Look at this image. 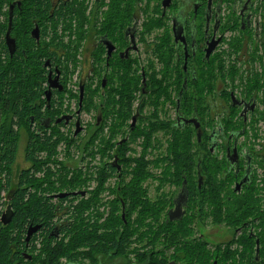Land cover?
<instances>
[{"label": "flooded vegetation", "instance_id": "af4514ba", "mask_svg": "<svg viewBox=\"0 0 264 264\" xmlns=\"http://www.w3.org/2000/svg\"><path fill=\"white\" fill-rule=\"evenodd\" d=\"M26 3H7L3 33L5 69L16 65L20 55L36 91L28 118L22 121L14 112L15 96L8 100L6 116L16 134L14 162L23 150L31 168V139H50L53 146L60 127L73 141L82 133L94 136L100 150L112 146L99 157L103 174L116 178L112 196L122 221L124 195L131 193L134 216L157 212L166 224L184 219L193 237L182 244L199 246L195 264H202L204 242L236 248L234 233L238 236L246 229L254 241L253 261L259 263L256 242L258 251L264 243V150L257 152L255 139L264 123V0H50L46 19L40 17L43 11H33ZM60 6L69 9L67 15L58 12ZM84 113L93 122L88 127L81 121ZM114 119L120 138L112 144L106 124ZM154 123L160 130L145 158L151 162L149 175L143 177L137 161L131 162L140 157L141 140L127 142L131 133L149 130ZM172 133L190 141V153L183 159L167 154ZM125 144L132 150L123 153ZM95 145L91 157L97 156ZM49 148L38 149L34 159L48 155ZM14 162L9 176L0 172L2 181L10 183L2 190L7 205L1 223L11 221L12 197L19 185L23 183L21 190L28 188L22 181L28 169L14 171ZM69 168L75 170L74 163ZM92 170L87 168L88 173ZM211 185L222 198L223 213L232 221L235 214L246 217L233 237L219 244L199 229L204 226L199 214L209 212L204 196L213 191ZM177 204L182 218L170 221L168 215ZM28 249L26 242V253ZM176 249H163L174 256L169 264H186ZM160 250L151 240H139L132 244L131 254L126 256L120 247L111 261L100 259L96 264H149L143 254L152 258Z\"/></svg>", "mask_w": 264, "mask_h": 264}, {"label": "trees", "instance_id": "16d2710c", "mask_svg": "<svg viewBox=\"0 0 264 264\" xmlns=\"http://www.w3.org/2000/svg\"><path fill=\"white\" fill-rule=\"evenodd\" d=\"M9 1L11 0H0V172L7 173V175L10 174V167L14 162L16 154V134L6 116L9 108L8 100L11 96H15L14 112L18 119L22 121L28 118L26 113L30 111L33 98L36 95L35 88L32 86V77L27 76L26 68L28 64L24 62L20 55L16 65L11 64L8 70L4 67L5 47L3 33L5 31V24L1 19L4 18V21L6 19V13H4L3 10ZM26 4L28 8L33 9V11H43L40 16L41 19H46L48 17L50 0H27ZM58 12L65 16L69 12V9L60 6ZM57 14L58 13L55 12L54 15ZM33 59H35V57ZM14 81L19 82V84L16 86ZM155 124L156 123L152 124L149 130H142L139 131L138 134L131 133L129 135V141L127 142L129 144L134 143L136 138L141 140L140 157L139 159L131 160V162L137 161L140 170L139 176L147 177L149 175L147 168L151 162L146 161L145 158L148 155V151L152 148L158 130H160ZM186 138L188 137L172 133L170 140L167 141V154L174 156L176 159H183L185 155L189 154L190 141ZM49 142L50 139L46 140L42 138V140L38 141L32 138L27 152V157H29L28 160L35 162L34 154H36V152H38L37 150H40L41 147L47 149L49 146H52L49 145ZM108 142L109 141H107V143ZM159 145L160 144L157 143L156 147ZM123 146L122 152L125 153L128 151V148L126 144ZM50 149L51 147L49 150ZM111 149L112 146L110 148L105 146L104 149L100 150L99 145L98 151L103 154V152H107ZM156 162L157 160H155V163ZM38 168L37 161L28 169L29 174L23 173L22 181L27 182L25 185H27L28 188L21 190V185L23 183L19 185L12 197L13 213L11 221L7 225H2L0 222V264H69L84 262L85 260L83 259H89L90 264H96L100 259H102V261H111L118 255L120 247L127 252L126 256L131 254L132 244L144 239L153 241L155 249H161L159 252L155 251L154 257L152 258L148 254H143L145 261L149 262V264H166L165 260H167V257L164 256L165 252L163 249L165 246L169 245L176 246L177 249L179 248V259L185 261L186 264H193L195 260L199 261V246L189 243L182 244L183 240L187 239L191 241L193 237L192 231L186 228L184 219L180 222H169L166 224L164 223V216H160L157 212L148 214L146 211H143L134 216L132 215L134 196L131 193H125L124 220L122 221L120 216H116L120 211L117 202L115 211L110 208L111 216L106 221H103L102 224H99L98 222L103 219V215L101 213L98 215L95 212V209H97L99 205L97 204V200H95V195L94 200L90 199L88 202H82L74 208V202L71 201L77 198V196H68L64 199H58L54 204L52 203V197L57 194V189H53V186L49 185L46 191H41V195L39 196L37 195L38 192H31L30 188L34 185L30 183V179L28 181L27 177L33 175V172H37ZM30 170H33V172L31 173ZM165 173L166 171L163 172V174ZM132 174L134 175L133 172ZM61 184L62 189L59 192L74 193L71 190L73 188L71 184L66 185L65 181ZM8 186H10V183L7 181L3 189ZM211 187L213 191L210 190L209 194L204 196V202L207 203L209 212L203 211L199 214V223H204L211 218L212 225L224 224L230 231L242 226L246 217H244L242 213H240V215L235 214L233 218L234 221H232L228 213H223L221 196L214 191L212 185ZM36 188L38 191L41 190L40 182L36 184ZM101 188L102 187H98L97 193L103 190V188L102 190ZM225 211L229 212L228 210ZM69 214L70 216L68 217ZM247 214L249 216H255L248 212ZM160 218L162 219L161 222L159 221ZM151 222L155 224L156 230H152ZM34 227H39V230L33 233L29 238V249L26 253V234L28 228ZM166 229H168V231H166ZM246 230L238 235V237H234L237 246L232 256L227 252V254L222 257V254H220L221 245L218 246L215 259H217L219 264H230V260L235 264H264V243L261 242L260 244L257 254L259 263H256V261H253L255 252V249H253L254 241L247 237ZM64 235L65 239L63 238L60 240ZM36 241L40 243L39 245L41 248L38 251L39 253L38 255L35 254L36 257L27 259L30 253L33 254V252H36L34 251ZM146 245H143L140 249H145ZM52 246H54V248H51ZM22 253L27 254V256L25 257ZM42 254L45 255L44 258ZM62 259H64V263H60ZM208 260L207 258V261ZM203 262H206L204 255L201 260L202 264ZM208 263L209 261L207 264Z\"/></svg>", "mask_w": 264, "mask_h": 264}, {"label": "rangeland", "instance_id": "374dc122", "mask_svg": "<svg viewBox=\"0 0 264 264\" xmlns=\"http://www.w3.org/2000/svg\"><path fill=\"white\" fill-rule=\"evenodd\" d=\"M3 12L6 13V7L3 10ZM1 21H3L4 23V18H2ZM81 121L83 122L85 127H88L90 123L91 124L93 123L88 117V115L87 114L85 115V113L84 115H82ZM106 125L109 127V130L107 131L106 134V138L113 144L117 139L120 138V136H118L116 132L117 119L108 121ZM58 129H59L58 134H56L55 136L56 140L54 141V145L51 146V151L49 152V154L43 156L42 158L39 157V159L38 158L35 159V162L38 161L39 168L37 169V172H34L30 182L35 187L32 186L30 190L31 192L34 193L40 192L41 195V191L42 190L46 191V188L50 185L53 186V189H57L56 190L57 194L64 193L63 191L61 192L59 191L62 189L61 183L65 181L66 185L71 184V187H73L71 190L73 192L85 193L84 197L77 195V198L71 201L74 202L73 203L74 208H76L77 205H79L82 202L85 201L88 202L90 201V199L94 200V195H95L96 197L95 200H97V204H99L97 209H95V212L98 215L100 213L103 215V219L98 222L99 224H102L103 221H106L111 216L110 208L115 211L117 206V200L114 196H112V193H114L116 186V178L115 176L109 178L108 175L103 174L104 170L103 171L101 170L102 161H100L99 151H97V149H99V143L95 145L94 141L96 140L94 139V136H91L89 138L86 133H82L80 134L79 137H77L73 141L72 136L68 135L66 131H63L62 127ZM22 138L23 135L21 136V139ZM68 140L73 142H68ZM23 143L24 142L21 141L22 148H23ZM255 143L258 145V147L256 148L257 152L264 150V123L263 125L258 126V134L255 139ZM92 145H95L97 147V149L95 148L97 153L96 157H91ZM127 148L128 150H132L131 146H127ZM73 163L75 165V170L69 168ZM13 165H14L13 167L14 171L17 172L20 170L22 171L24 169H29V164L26 163L24 159L23 150L22 151L20 150L18 152L17 159ZM67 165H68V169L66 170ZM89 167L93 168L94 170L88 173L87 168ZM2 179L3 176L0 175V217L3 213L6 212V205H7L5 194L2 191L3 186H5V183L2 181ZM38 182L41 183L40 191H38V189L36 188V184ZM98 187L103 188V190L101 188L102 191L99 193H97ZM37 195L39 196V194ZM117 215L119 216V214H116V216ZM69 216L70 214L68 215V217ZM199 229L205 231V233H208L209 236L212 238V240L217 244H219L220 242H224L225 239L229 238L228 235H231V233L233 232V229L230 231V229L226 227L224 224L218 226L212 225L211 218H209L207 221L204 222V226H199ZM65 235L64 237H61L60 240H62L63 238L65 239ZM231 237L233 236L231 235ZM234 237H238V236H234ZM39 244L40 243L36 244L34 250L36 252L35 253L33 252V254L30 253V257H36L35 254L38 255L39 253L38 251L41 248ZM219 245H221L220 254H222L221 255L222 257L225 254H227V252H229L230 256L234 254V250L236 248L230 247L229 245H222L221 243ZM219 245L207 244L205 242L203 243V255L206 261L203 262V264H207L208 261H209L208 264H212L214 262ZM51 248H54V246H52ZM164 256L167 257V260H165L166 264H169L170 261L175 260L173 254L172 256H167L164 253ZM44 257L45 255L43 254V258ZM207 258L209 259L208 261ZM83 260H85L83 264H88L90 262L89 259H83ZM60 263H64V259L60 260ZM193 264H195V261H193Z\"/></svg>", "mask_w": 264, "mask_h": 264}, {"label": "water", "instance_id": "95a60500", "mask_svg": "<svg viewBox=\"0 0 264 264\" xmlns=\"http://www.w3.org/2000/svg\"><path fill=\"white\" fill-rule=\"evenodd\" d=\"M6 39L7 41L9 40V30H7L6 32ZM241 185V183L239 185H237V188H239ZM77 195H80V196H84L85 193L84 192H74V193H61V194H57L54 198L56 199H64L68 196H77ZM182 198V197H181ZM180 198V199H181ZM180 204H177V208L175 209L174 212H170L168 217H169V220L170 221H176V220H180V218H182V215H179L178 213L180 212ZM9 223V220H2V224L3 225H7ZM39 229V227H34V228H29L28 231H27V234H26V239L25 241L28 242L29 241V238L31 237V235L33 233H35L37 230ZM256 245H257V248H256V253H258V242H256ZM31 257L28 256V259H30ZM213 264H216L215 262H213Z\"/></svg>", "mask_w": 264, "mask_h": 264}, {"label": "bare ground", "instance_id": "6f19581e", "mask_svg": "<svg viewBox=\"0 0 264 264\" xmlns=\"http://www.w3.org/2000/svg\"><path fill=\"white\" fill-rule=\"evenodd\" d=\"M5 37H6V36H5ZM8 41H10V40H8ZM3 215H4V214H3ZM3 215H2V216H3ZM38 230H39V229H38ZM42 255H43V254H42ZM80 263H81V262H80Z\"/></svg>", "mask_w": 264, "mask_h": 264}]
</instances>
